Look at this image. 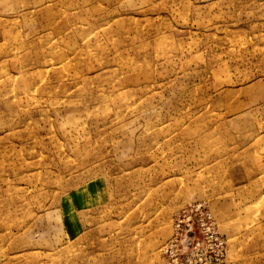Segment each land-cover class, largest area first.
I'll return each instance as SVG.
<instances>
[{
	"label": "rangeland",
	"instance_id": "rangeland-1",
	"mask_svg": "<svg viewBox=\"0 0 264 264\" xmlns=\"http://www.w3.org/2000/svg\"><path fill=\"white\" fill-rule=\"evenodd\" d=\"M200 202L182 264H264V0H0V264H170Z\"/></svg>",
	"mask_w": 264,
	"mask_h": 264
},
{
	"label": "built area",
	"instance_id": "built-area-1",
	"mask_svg": "<svg viewBox=\"0 0 264 264\" xmlns=\"http://www.w3.org/2000/svg\"><path fill=\"white\" fill-rule=\"evenodd\" d=\"M224 243V238L218 230L217 221L210 207L205 202H200L177 213L173 234L166 245L165 252L173 257L170 264H182L184 262L178 253L183 246L207 245L212 250H215L214 246H217L221 250Z\"/></svg>",
	"mask_w": 264,
	"mask_h": 264
}]
</instances>
